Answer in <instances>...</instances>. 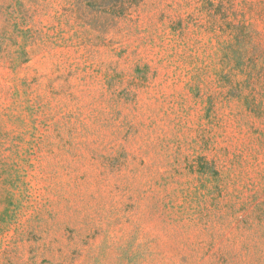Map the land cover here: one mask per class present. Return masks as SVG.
<instances>
[{"label":"rangeland","instance_id":"374dc122","mask_svg":"<svg viewBox=\"0 0 264 264\" xmlns=\"http://www.w3.org/2000/svg\"><path fill=\"white\" fill-rule=\"evenodd\" d=\"M0 264H264V0H0Z\"/></svg>","mask_w":264,"mask_h":264}]
</instances>
